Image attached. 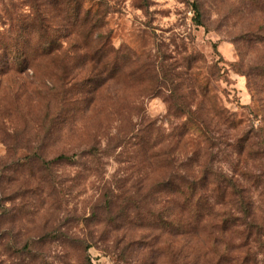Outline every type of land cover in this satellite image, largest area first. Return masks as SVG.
Masks as SVG:
<instances>
[{
    "label": "rangeland",
    "instance_id": "rangeland-1",
    "mask_svg": "<svg viewBox=\"0 0 264 264\" xmlns=\"http://www.w3.org/2000/svg\"><path fill=\"white\" fill-rule=\"evenodd\" d=\"M245 133L264 0H0V264H264Z\"/></svg>",
    "mask_w": 264,
    "mask_h": 264
},
{
    "label": "trees",
    "instance_id": "trees-1",
    "mask_svg": "<svg viewBox=\"0 0 264 264\" xmlns=\"http://www.w3.org/2000/svg\"><path fill=\"white\" fill-rule=\"evenodd\" d=\"M255 138H258L259 141H257V147H254L252 145V135L245 133V135L243 136L242 140H243V148H247L249 150V154L253 157H255L258 160H262V174L261 172L258 173L256 176L261 178L264 175V136L262 137L261 135L257 134L255 135ZM67 158L66 155L61 154L60 156H58L56 159L57 160H62ZM225 184V185H224ZM223 189H226V191L229 192L230 196L228 198L227 194L224 193V196L228 198V209H227V215L225 216V218L223 219L224 222V227H232L235 229H240V225H242V223H240V220L243 217H246L245 215H238V213L241 212V208H242V202L245 204V206H247L248 204H246L245 201V195L244 193H242V186L239 185L238 180H236L233 177L228 178V180H225V183L223 182V184H221ZM192 194V193H191ZM194 198V194L192 195H186L185 199L186 202L189 203L190 201H192V199ZM238 203L240 205V207L238 208ZM236 207V208H235ZM236 209V213H234V209ZM251 217V214L249 213V215H247V217ZM246 217L245 222H243V224L245 225V227L248 230H253L255 227V224L252 220H249ZM9 254L11 256H15V257H22V255H24V248H16V249H12L9 252ZM10 256V257H11Z\"/></svg>",
    "mask_w": 264,
    "mask_h": 264
}]
</instances>
